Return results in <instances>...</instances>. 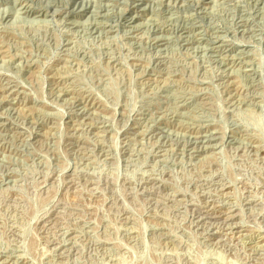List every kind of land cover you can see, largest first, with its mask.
I'll return each instance as SVG.
<instances>
[{
    "label": "rangeland",
    "instance_id": "obj_1",
    "mask_svg": "<svg viewBox=\"0 0 264 264\" xmlns=\"http://www.w3.org/2000/svg\"><path fill=\"white\" fill-rule=\"evenodd\" d=\"M0 264H264V0H0Z\"/></svg>",
    "mask_w": 264,
    "mask_h": 264
}]
</instances>
